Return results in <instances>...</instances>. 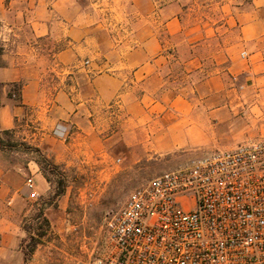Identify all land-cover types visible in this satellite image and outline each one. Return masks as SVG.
I'll return each instance as SVG.
<instances>
[{
    "label": "crops",
    "instance_id": "1",
    "mask_svg": "<svg viewBox=\"0 0 264 264\" xmlns=\"http://www.w3.org/2000/svg\"><path fill=\"white\" fill-rule=\"evenodd\" d=\"M215 2L235 39L212 49L200 42L220 28L206 14L212 0H0V134L14 130L77 167L115 140L163 153L258 135L246 119L264 99V0ZM229 74L243 91L224 82ZM190 92L195 103L183 97ZM236 107L241 130L213 137V128L227 135ZM19 169L26 178L1 173L0 264L23 263L19 197L35 200L27 179L38 193L51 189L35 161ZM28 264H45L43 244Z\"/></svg>",
    "mask_w": 264,
    "mask_h": 264
},
{
    "label": "built area",
    "instance_id": "2",
    "mask_svg": "<svg viewBox=\"0 0 264 264\" xmlns=\"http://www.w3.org/2000/svg\"><path fill=\"white\" fill-rule=\"evenodd\" d=\"M25 188L39 197L32 179ZM106 231L90 264H264V136L138 186Z\"/></svg>",
    "mask_w": 264,
    "mask_h": 264
},
{
    "label": "rangeland",
    "instance_id": "3",
    "mask_svg": "<svg viewBox=\"0 0 264 264\" xmlns=\"http://www.w3.org/2000/svg\"><path fill=\"white\" fill-rule=\"evenodd\" d=\"M187 1L191 2L192 0ZM202 1L199 0V3ZM200 7V12L195 15L198 17L194 18V23L197 26L202 23L199 16L203 15L204 9L203 6ZM206 14L213 28L219 26L220 28L214 29V31L210 30L211 36L204 37L200 42L206 47L211 46L212 49L218 48L221 43L231 44L235 36L231 32L229 22L222 18L221 9L215 0H212V5ZM224 82L229 85V88H236V91L245 89L240 85L237 86V80L230 74L224 78ZM183 97L192 103H195L197 98L192 92L183 94ZM256 104L252 110L254 111L253 117L246 121L250 125L255 124L256 127H260L259 133L244 141L264 136V99ZM252 111L249 110L247 114ZM230 113V118L233 121L225 127L227 135H217L218 131L213 128V137L229 139L241 130L240 127L245 124L241 120V115L244 114L243 110L236 107L231 109ZM116 121L122 125L123 116H116ZM218 130L222 132V130ZM107 133L106 131L104 134ZM139 145L136 144L128 149L121 139L107 143L105 146L101 145L99 148H93L95 155L92 160L95 162L82 161L79 168L76 165L67 166L56 163L53 156L30 143L26 136L15 135L14 130H6L0 134V184L1 173L8 172L10 177L15 178L16 173L24 174L19 169L20 166H28L31 161L37 163L39 158L37 149L57 166L60 173L59 176L50 175L52 182H49L51 187L49 191L43 193L40 190L39 197L35 200L20 196L18 203V208L21 210L20 220L25 231L24 237L29 235L25 228L37 222L35 215L38 211L43 212L49 220L46 235L39 244H43L45 264H90L94 257L104 250L107 237V218L124 205L135 188L166 171L187 165L206 153L225 149L223 147L210 149L180 147L173 151L155 153ZM102 157L105 159L103 162H97L94 159ZM101 170H104L103 173H100ZM21 176L26 178L25 175ZM21 184L23 185V183ZM61 185L65 188V192L62 196L57 197L55 195ZM25 193L28 196L26 188ZM5 203L9 206L7 202ZM15 203L16 201L13 202V204Z\"/></svg>",
    "mask_w": 264,
    "mask_h": 264
},
{
    "label": "trees",
    "instance_id": "4",
    "mask_svg": "<svg viewBox=\"0 0 264 264\" xmlns=\"http://www.w3.org/2000/svg\"><path fill=\"white\" fill-rule=\"evenodd\" d=\"M1 51V49H0ZM39 154V158L37 159V163L40 166V169L45 176L48 182H52L50 175H60L58 172L57 166L53 164L46 155H44L40 150H36ZM61 183V182H60ZM60 186V185H59ZM59 190L57 191L55 196H62L65 192V188L63 185L58 187ZM35 220L37 221L33 225L28 228H25L29 235L22 238L21 240V252L23 253V263L27 264L28 261L32 258L37 246L41 243V239L46 235L49 220L45 216V214L41 211H38L35 215Z\"/></svg>",
    "mask_w": 264,
    "mask_h": 264
}]
</instances>
